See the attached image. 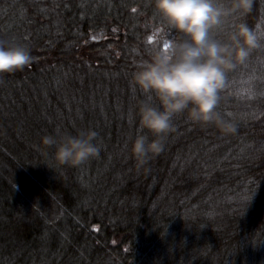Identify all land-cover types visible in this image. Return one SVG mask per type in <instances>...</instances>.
<instances>
[{
  "label": "trees",
  "instance_id": "1",
  "mask_svg": "<svg viewBox=\"0 0 264 264\" xmlns=\"http://www.w3.org/2000/svg\"><path fill=\"white\" fill-rule=\"evenodd\" d=\"M246 22L264 32V0ZM162 27L150 0H0V39L33 56L0 79V264H264V39L218 108L237 134L176 116L145 172L131 76ZM88 128L79 167L42 150Z\"/></svg>",
  "mask_w": 264,
  "mask_h": 264
},
{
  "label": "clouds",
  "instance_id": "2",
  "mask_svg": "<svg viewBox=\"0 0 264 264\" xmlns=\"http://www.w3.org/2000/svg\"><path fill=\"white\" fill-rule=\"evenodd\" d=\"M253 4L254 0H150L163 27L148 58L137 63L131 76L133 86L146 97L137 105L141 132L130 147L138 169L150 171L146 166L163 152L165 138L175 131L176 116L201 128L212 127L224 137L237 134L236 123L218 108L229 74L247 65L262 47L264 32L246 22ZM169 34L172 38L166 39ZM32 60L26 44L0 39V79L22 71ZM97 137L88 128L75 134H46L40 144L42 150L55 149L52 159L57 165L79 167L100 155Z\"/></svg>",
  "mask_w": 264,
  "mask_h": 264
}]
</instances>
